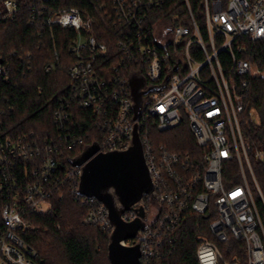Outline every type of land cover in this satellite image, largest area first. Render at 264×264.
Returning a JSON list of instances; mask_svg holds the SVG:
<instances>
[{"label": "built area", "instance_id": "1", "mask_svg": "<svg viewBox=\"0 0 264 264\" xmlns=\"http://www.w3.org/2000/svg\"><path fill=\"white\" fill-rule=\"evenodd\" d=\"M48 1L0 0V22L13 21L22 4L28 3L34 12L29 25L58 26L75 33L70 51L76 62L68 68V97L91 110L101 133L97 152L125 150L138 124L157 201L150 212L143 203L145 226L137 238L124 242L139 243L140 264H153L163 234L177 227L188 211H211L214 216L209 226L214 240L199 243V264H264V195L243 133L244 125L257 128L260 118L255 109H245L241 92L248 85L247 77L264 76V71L239 57L243 48L235 45L243 37L264 42V0H203V29L188 0H184V23H175L177 15L170 22L151 20L149 12L161 9L168 0H110L109 20L117 39L113 52L96 38L89 13L75 7L51 10ZM221 52L227 55L224 61ZM11 56H0V264H37L36 252L23 235L31 228L30 216L49 212L54 199L72 193L89 207L84 224L110 231L112 227L104 205L77 194L80 167L71 164L75 157L69 153L84 147L85 138L70 131L68 99H59L52 114L57 137L40 139L33 131L11 134L6 120L13 110L4 88L32 68L30 52L14 51ZM54 58L45 72L57 62V52ZM135 71L148 87L169 78L162 91L147 94L141 115L133 120L128 78ZM150 120L159 132L186 122L200 154L195 157L156 144L146 129ZM252 156L264 162V149L254 148ZM231 162L238 165L240 181L227 185L223 170ZM135 217L133 211L123 215L125 221ZM230 238L242 243L243 260L232 253L233 261H227ZM219 244H225V252Z\"/></svg>", "mask_w": 264, "mask_h": 264}, {"label": "trees", "instance_id": "2", "mask_svg": "<svg viewBox=\"0 0 264 264\" xmlns=\"http://www.w3.org/2000/svg\"><path fill=\"white\" fill-rule=\"evenodd\" d=\"M188 1L203 29V0ZM47 5L51 10L75 7L89 13L94 21L97 39L106 43L112 52L114 51L117 39L115 28L109 20L110 0H49ZM32 8L30 4L23 3L13 21L0 22V56L6 59L12 57L14 51L23 53L29 50L32 57L31 72L25 73L24 76H15L13 82L4 88V94L9 98L13 110L6 120L7 127L11 134L33 131L40 139L57 137L52 114L58 106L59 99L66 98L70 106V131L75 136L85 138L84 147L70 151L69 155L74 158L89 144L100 145L101 138L100 131L95 127V118L91 110L80 107L68 97L71 85L68 68L76 62L75 53L71 52L70 48L76 40V35L58 26L40 29L29 25V19L34 14ZM149 14L151 20L163 18L170 22L172 16L177 15L179 19L175 23L187 22L184 0H168L161 9L152 10ZM235 45H241L243 48L238 54L239 57L247 59L251 65L264 71L263 41H250L247 37H243L237 39ZM55 52L58 54V60L51 71L45 72L46 63L55 61ZM219 56L222 61L227 58L223 52ZM240 79L239 77L236 80L240 81ZM247 79V87L241 90L245 109H255L260 124L257 128L249 124L244 125L243 133L249 143L254 175L264 195V162L255 160L251 153L254 148L264 149V76L247 77ZM146 129L149 137L156 144H163L170 150L195 157L200 154L201 150L186 122L165 132H159L154 121L150 120L146 124ZM246 175L248 184L254 191V183L247 172ZM223 178L227 185L240 181L236 162L224 166ZM88 211V205L82 204L81 199L69 193L62 200H52L49 212L30 216L31 228L24 233L23 239L35 250V262L37 264H110L107 244L111 231L84 224L83 219ZM213 219L211 211L205 214L186 212L177 227L163 234V245L153 264H199L196 256L199 243L204 239L214 240L209 229ZM228 244L232 250L226 257L230 258L232 253H236V257L243 260L242 243L230 238ZM219 248L225 252V244H219Z\"/></svg>", "mask_w": 264, "mask_h": 264}, {"label": "water", "instance_id": "3", "mask_svg": "<svg viewBox=\"0 0 264 264\" xmlns=\"http://www.w3.org/2000/svg\"><path fill=\"white\" fill-rule=\"evenodd\" d=\"M168 78L159 86L148 87L140 72L130 73L128 86L133 102V120L141 115L147 94L162 91ZM132 134L130 145L125 150L97 152L98 146L91 144L71 160L73 166L80 167L77 194L96 199L107 210L112 227L107 244L110 264H140L139 243L125 245L124 242L137 238L145 226L147 211L143 206L144 197L148 196L151 204L157 205L137 123ZM128 211L136 214L132 221L123 219Z\"/></svg>", "mask_w": 264, "mask_h": 264}, {"label": "flooded vegetation", "instance_id": "4", "mask_svg": "<svg viewBox=\"0 0 264 264\" xmlns=\"http://www.w3.org/2000/svg\"><path fill=\"white\" fill-rule=\"evenodd\" d=\"M143 203H146V204H148V208L150 209V211H151V209H153V207L155 206V205H151L150 203V200H148V198H147V196L146 197H144V200H143ZM151 206V207H150Z\"/></svg>", "mask_w": 264, "mask_h": 264}, {"label": "rangeland", "instance_id": "5", "mask_svg": "<svg viewBox=\"0 0 264 264\" xmlns=\"http://www.w3.org/2000/svg\"><path fill=\"white\" fill-rule=\"evenodd\" d=\"M263 75H264V72H263ZM79 152H80V151H79ZM79 152H78V153H79ZM78 153H77V154H78ZM148 211L150 212V209H148ZM226 259H227L228 262H230V261H233L234 258H233V257H230V258H227V257H226Z\"/></svg>", "mask_w": 264, "mask_h": 264}, {"label": "bare ground", "instance_id": "6", "mask_svg": "<svg viewBox=\"0 0 264 264\" xmlns=\"http://www.w3.org/2000/svg\"><path fill=\"white\" fill-rule=\"evenodd\" d=\"M97 38V37H96ZM41 41V40H40ZM29 51V50H28ZM22 52V51H21ZM52 61H54V60H52ZM51 62V61H50ZM49 62V63H50ZM47 64V63H46ZM251 109V108H250ZM253 109V108H252ZM183 123V122H182ZM37 137H38V135H37ZM40 138V137H39ZM98 144V143H97ZM249 144V143H248ZM90 145V144H89ZM252 153V152H251ZM151 204V203H150ZM152 205V204H151ZM151 207V206H150ZM154 208V207H153ZM152 210V209H151ZM231 262V261H230Z\"/></svg>", "mask_w": 264, "mask_h": 264}]
</instances>
